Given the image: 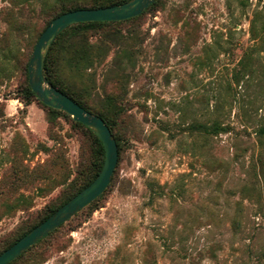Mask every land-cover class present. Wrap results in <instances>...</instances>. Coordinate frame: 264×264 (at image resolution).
Listing matches in <instances>:
<instances>
[{
	"label": "rangeland",
	"instance_id": "1",
	"mask_svg": "<svg viewBox=\"0 0 264 264\" xmlns=\"http://www.w3.org/2000/svg\"><path fill=\"white\" fill-rule=\"evenodd\" d=\"M70 1L0 0V249L92 158L73 118L20 92L39 35ZM49 60L117 117L121 153L103 195L13 264H264V0H158L139 18L71 30ZM214 122L228 129L198 127Z\"/></svg>",
	"mask_w": 264,
	"mask_h": 264
},
{
	"label": "water",
	"instance_id": "2",
	"mask_svg": "<svg viewBox=\"0 0 264 264\" xmlns=\"http://www.w3.org/2000/svg\"><path fill=\"white\" fill-rule=\"evenodd\" d=\"M155 0H129L104 8H82L69 11L54 18L37 41L28 63L29 83L32 91L44 104L61 109L72 118L92 129L105 149L104 165L99 175L82 191L58 208L46 220L24 235L0 254V264H9L31 246L38 243L83 208L101 196L112 182L119 161L117 140L105 120L87 110L69 95L57 89L44 73V65L56 37L67 27L90 21H121L141 15Z\"/></svg>",
	"mask_w": 264,
	"mask_h": 264
},
{
	"label": "trees",
	"instance_id": "3",
	"mask_svg": "<svg viewBox=\"0 0 264 264\" xmlns=\"http://www.w3.org/2000/svg\"><path fill=\"white\" fill-rule=\"evenodd\" d=\"M127 1H129V0H91V1H89V0H76V1H70L68 3L64 2L62 4V6L60 7V9H58L56 11V13L48 20V22L46 23L43 31L48 27V25L51 23V21L54 18L58 17L59 15H61L63 13H66V12H69V11H73V10H77V9H82V8H104V7H108V6H113V5L125 3ZM157 2H158V0H155V2L147 10H149L150 8L155 6ZM146 11H144L142 14H144ZM141 15H138L136 17H133V18H130V19H126V20H121V21H101V22L90 21V22L76 23V24H73V25L67 27L64 31H62L56 37L55 41L53 42V44H52V46L50 48V51L48 53V56L46 58V62H45V65H44V73H45L47 79L49 80V82H51L57 89H59L62 92L66 93L67 95H69L73 100H75L82 107H84L87 110L93 112L94 114L99 115L100 117H102L105 120V122L107 123V125L109 126V128L111 129L112 133L114 134V136H115V138L117 140L118 149H119V158H120L121 146L122 145H121L120 136L118 134H116V132H115V127L118 125L117 117H112V115H109L107 113V111H105V112L104 111L97 112V111L93 110L92 108H90L88 106V103L86 102V100L84 99V97L82 95L74 93L68 87H66L62 83V81L60 79H57V77L54 74L53 70L50 69V60L49 59H50V55L52 54V51L54 50V47H55L56 43L58 42V40L64 34L70 32L71 30H74L75 28L76 29L77 28H83V29H85L87 31V30L92 29L94 27L97 28V27H100V26H102L104 24H107V23H110V22L130 21V20L139 18ZM43 31H42V33H43ZM41 34L39 35L38 40H39ZM28 63L29 62H26L25 65H24V68H23L26 81L23 84L22 89L20 91L22 100L26 104H30L32 102L37 101V102L41 103L45 108L49 109L50 112H52L54 114H62L65 117H68V118L72 119L71 115L68 114L67 112H65L64 110L56 109V108H53V107H50V106L44 104L42 101H40V99L37 97V95L32 91V88H31L30 83H29ZM73 122L76 125H78L80 128H82L83 131L85 132L86 136L89 138L90 145H91V152H92V158H91L90 162L86 163V164L83 163L81 165V167H80V169L78 171V176L71 183V185L69 186L68 191L65 193L64 199H62V201L58 205L50 206L44 212V214L39 217L38 221H36L35 223L29 225L26 229H24L14 239L6 242L4 244V246L0 249V254L3 251H5L6 249H8L9 247H11L13 244H15L24 235H26L28 232H30L32 229H34L37 225H39L44 220H46L58 208H60L65 203H67L71 198H73L76 194H78L85 187H87L99 175V173L101 172V170L103 168V165H104V160H105V149H104L102 141L96 135V133L92 129H90L89 127L85 126L84 124H82L80 122L74 121V120H73ZM198 127L202 128V131L205 134H217L219 132H223V131H226L228 129L225 126H222V124H220L219 122H214L213 124L202 123ZM259 132H260V135H264V128H261ZM101 196H99L93 202L97 201ZM239 223H240V220L238 218H235V221H234L235 226L238 225ZM64 224H62L59 228H61ZM58 229H55L54 231H52L49 235H47L45 238L40 240L35 245L31 246L29 249H27V251L25 253H23L21 256H19L18 258H16L15 260L10 262L9 264H13L17 260H19L29 250L34 248L36 245L41 243L46 238L50 237Z\"/></svg>",
	"mask_w": 264,
	"mask_h": 264
}]
</instances>
